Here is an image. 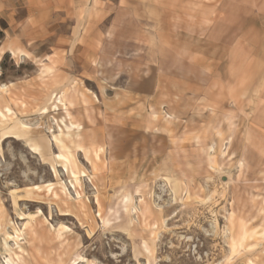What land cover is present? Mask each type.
Here are the masks:
<instances>
[{"label":"rangeland","instance_id":"374dc122","mask_svg":"<svg viewBox=\"0 0 264 264\" xmlns=\"http://www.w3.org/2000/svg\"><path fill=\"white\" fill-rule=\"evenodd\" d=\"M187 24L0 0V264H264V84L210 100Z\"/></svg>","mask_w":264,"mask_h":264},{"label":"crops","instance_id":"0c3cea01","mask_svg":"<svg viewBox=\"0 0 264 264\" xmlns=\"http://www.w3.org/2000/svg\"><path fill=\"white\" fill-rule=\"evenodd\" d=\"M123 1L192 21L175 33L201 39L200 51H187L201 57L203 74L211 79L208 83L218 86L219 96H209L210 100H227L226 92L237 99L243 86L264 84V0ZM255 100L259 102L253 110L256 129L264 133V85Z\"/></svg>","mask_w":264,"mask_h":264},{"label":"bare ground","instance_id":"6f19581e","mask_svg":"<svg viewBox=\"0 0 264 264\" xmlns=\"http://www.w3.org/2000/svg\"><path fill=\"white\" fill-rule=\"evenodd\" d=\"M67 127H71V126H74V123L72 124H69V125H66ZM72 129V128H71ZM32 145V144H31ZM31 147H33V149L35 150H39L40 148L37 146V145H32Z\"/></svg>","mask_w":264,"mask_h":264},{"label":"trees","instance_id":"16d2710c","mask_svg":"<svg viewBox=\"0 0 264 264\" xmlns=\"http://www.w3.org/2000/svg\"><path fill=\"white\" fill-rule=\"evenodd\" d=\"M6 26L0 27V37L4 36V29Z\"/></svg>","mask_w":264,"mask_h":264}]
</instances>
